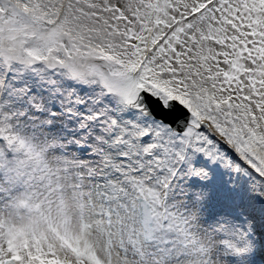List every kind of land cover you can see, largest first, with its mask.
I'll return each mask as SVG.
<instances>
[{
    "label": "snow or ice",
    "instance_id": "1",
    "mask_svg": "<svg viewBox=\"0 0 264 264\" xmlns=\"http://www.w3.org/2000/svg\"><path fill=\"white\" fill-rule=\"evenodd\" d=\"M0 264H264V0H0Z\"/></svg>",
    "mask_w": 264,
    "mask_h": 264
}]
</instances>
